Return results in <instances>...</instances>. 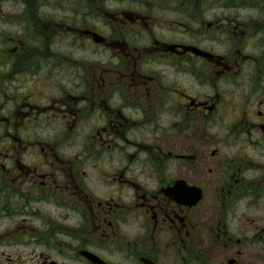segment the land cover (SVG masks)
Wrapping results in <instances>:
<instances>
[{"label":"flooded vegetation","instance_id":"flooded-vegetation-1","mask_svg":"<svg viewBox=\"0 0 264 264\" xmlns=\"http://www.w3.org/2000/svg\"><path fill=\"white\" fill-rule=\"evenodd\" d=\"M0 264H264V0H0Z\"/></svg>","mask_w":264,"mask_h":264}]
</instances>
